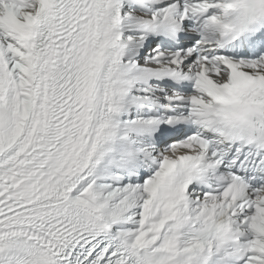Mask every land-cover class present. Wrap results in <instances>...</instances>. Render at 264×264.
Segmentation results:
<instances>
[{"label": "snow or ice", "instance_id": "snow-or-ice-1", "mask_svg": "<svg viewBox=\"0 0 264 264\" xmlns=\"http://www.w3.org/2000/svg\"><path fill=\"white\" fill-rule=\"evenodd\" d=\"M0 264H264V0H0Z\"/></svg>", "mask_w": 264, "mask_h": 264}]
</instances>
